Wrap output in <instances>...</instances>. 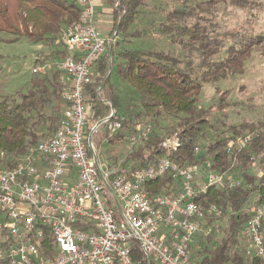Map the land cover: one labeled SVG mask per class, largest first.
Wrapping results in <instances>:
<instances>
[{"label":"trees","instance_id":"16d2710c","mask_svg":"<svg viewBox=\"0 0 264 264\" xmlns=\"http://www.w3.org/2000/svg\"><path fill=\"white\" fill-rule=\"evenodd\" d=\"M258 1L159 0L151 3L146 16L150 1L126 0L123 11L114 9V27L109 33L113 40L92 66L90 82L85 85L91 124L111 108L124 118L121 129L108 137L105 150L126 141L138 124L150 126L147 139L128 151L124 163L141 167L164 157L181 166L199 165L201 179L209 171L224 174L220 185L208 186L194 198L204 210V226L211 228L208 235L195 237L194 244L201 245L194 254L196 264H263L260 258L245 254L238 236L250 205H264V173L248 172L256 162L264 163V119L227 123L226 110L235 104L228 100L230 90L218 92L206 107L197 104L204 86L241 74L253 49L264 54V32L229 27L223 17L231 7L256 18L263 12ZM79 15L74 0H0L1 41L25 37L50 49L36 55L34 65L41 71L32 72L23 88L0 97V170L35 154L37 144L55 130L66 107V82L57 67L50 76L48 71L66 55L61 34L77 23ZM134 40L151 44L125 47ZM113 82L122 83L135 103H124ZM246 133L250 134L247 145L228 155L227 143ZM171 136L179 143L168 151L161 143ZM207 162L210 166H204ZM229 178L239 183L229 186ZM178 184L164 175L145 187L152 196L161 191L176 193ZM211 206L216 211L209 214ZM217 220L225 224L218 242L214 240ZM0 264L7 261L0 260Z\"/></svg>","mask_w":264,"mask_h":264},{"label":"built area","instance_id":"2783aa9c","mask_svg":"<svg viewBox=\"0 0 264 264\" xmlns=\"http://www.w3.org/2000/svg\"><path fill=\"white\" fill-rule=\"evenodd\" d=\"M125 1L112 0L114 9L123 11ZM74 2L80 15L77 23L62 31L67 53L56 62L65 77L66 107L52 135L37 144L35 154L0 170V260L7 264H196L192 244L211 228L204 226V210L194 198L208 186L220 185L224 174L209 171L201 179L197 164L181 166L163 157L132 167L101 156L102 145L121 129L124 118L111 108L91 124L85 85L113 37L105 38L97 29L94 0ZM41 70L34 66L31 71ZM150 131L149 125L138 124L126 137L128 150L146 140ZM249 138L246 133L230 140L226 153L242 150ZM178 143L171 136L161 147L172 151ZM164 175L178 180V191L149 195L146 183ZM228 182L229 186L239 183L230 178ZM215 211L211 206L207 212ZM247 211L238 238L247 243L245 254L264 264V205L253 203Z\"/></svg>","mask_w":264,"mask_h":264},{"label":"rangeland","instance_id":"374dc122","mask_svg":"<svg viewBox=\"0 0 264 264\" xmlns=\"http://www.w3.org/2000/svg\"><path fill=\"white\" fill-rule=\"evenodd\" d=\"M145 1H150L149 8H147L148 10H145L144 13V15L148 16V13H150L149 11H151V3L157 4L159 0ZM258 2L261 4L263 12L258 14L256 18L249 17L243 11L231 7L227 8L223 14L227 25L233 28L243 27L249 31L251 29L255 34L264 32V0H259ZM112 11L114 14V7ZM141 22L142 20L140 19V24H143ZM139 26L141 27L143 25ZM113 27V21H111L105 32L107 34H102L101 31L98 30L103 37L107 38ZM150 44L151 42L147 40H134L130 44L125 45V47L142 46L144 48ZM158 44L160 45V42H158ZM40 50H43L45 53L50 51L48 47L33 43L25 37H20V39L15 42L0 40V97L6 94H12L27 84L32 76L31 70L32 67L35 66L34 62L36 55ZM55 68L56 65L54 64V68L48 71L49 76ZM114 79L116 78L113 77V81ZM113 83L116 85V88H118V94L123 97L124 103L132 101L135 103L136 99L132 94H129L128 91L126 92L122 83ZM225 90H230L228 93V100L235 103L234 106H230L228 110H226L227 123L239 124L244 120L259 119L261 121L264 119V109L262 108V105H264V54L257 49H253L249 58L244 63L243 72L241 74L238 73L237 75L230 76L215 85L204 86L199 95L197 104L206 107L216 99L218 92ZM102 130L101 128L100 131ZM105 148L106 147L102 145V151L100 152L101 156L104 159L109 158V160L114 163L123 161L129 151L125 140L117 143L113 149H109V151L105 150ZM110 150H112L111 153ZM248 172L256 175L264 173V163L258 164L256 162V164L248 169ZM224 226L225 224L223 221L217 220V222H215V241L218 242L222 237ZM200 235L204 237L203 234ZM239 243L245 250L247 247L245 239L239 238ZM198 245L197 242L192 244L191 255L194 261L196 260L194 254H196V251H199L201 247V245L200 247Z\"/></svg>","mask_w":264,"mask_h":264},{"label":"crops","instance_id":"0c3cea01","mask_svg":"<svg viewBox=\"0 0 264 264\" xmlns=\"http://www.w3.org/2000/svg\"><path fill=\"white\" fill-rule=\"evenodd\" d=\"M94 2L96 11V27L101 31L102 34H107L105 32L109 27V23L113 21L114 18L112 11V0H94Z\"/></svg>","mask_w":264,"mask_h":264}]
</instances>
